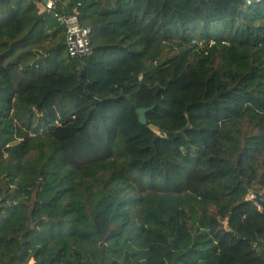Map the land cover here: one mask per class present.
Segmentation results:
<instances>
[{
    "label": "trees",
    "instance_id": "trees-1",
    "mask_svg": "<svg viewBox=\"0 0 264 264\" xmlns=\"http://www.w3.org/2000/svg\"><path fill=\"white\" fill-rule=\"evenodd\" d=\"M42 1L0 0V264H264V0Z\"/></svg>",
    "mask_w": 264,
    "mask_h": 264
},
{
    "label": "built area",
    "instance_id": "built-area-1",
    "mask_svg": "<svg viewBox=\"0 0 264 264\" xmlns=\"http://www.w3.org/2000/svg\"><path fill=\"white\" fill-rule=\"evenodd\" d=\"M41 10L52 11L56 8L57 0H46L40 2ZM58 15L57 13H55ZM59 19L65 25L66 38L65 43L69 56H90L92 55V47L90 42V29L79 23L76 13L70 15H58ZM58 123V121H56Z\"/></svg>",
    "mask_w": 264,
    "mask_h": 264
},
{
    "label": "water",
    "instance_id": "water-1",
    "mask_svg": "<svg viewBox=\"0 0 264 264\" xmlns=\"http://www.w3.org/2000/svg\"><path fill=\"white\" fill-rule=\"evenodd\" d=\"M46 1V0H44ZM150 108H144V107H139L137 108V113L139 115V120L142 124H148V119H147V112L149 111ZM191 126L190 122H188V124L184 127L183 130H187L189 129ZM149 128L154 130L155 132H157L158 134H163L161 129L158 128L156 125L154 124H149ZM253 200L257 201L258 203L263 204V200L261 199L259 193H254L253 196L251 197Z\"/></svg>",
    "mask_w": 264,
    "mask_h": 264
},
{
    "label": "crops",
    "instance_id": "crops-1",
    "mask_svg": "<svg viewBox=\"0 0 264 264\" xmlns=\"http://www.w3.org/2000/svg\"><path fill=\"white\" fill-rule=\"evenodd\" d=\"M38 6L41 8V4L39 3Z\"/></svg>",
    "mask_w": 264,
    "mask_h": 264
}]
</instances>
